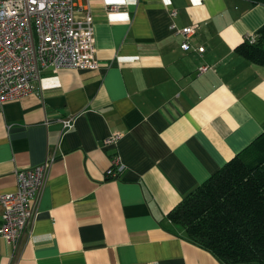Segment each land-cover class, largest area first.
I'll return each mask as SVG.
<instances>
[{"label": "crops", "instance_id": "crops-1", "mask_svg": "<svg viewBox=\"0 0 264 264\" xmlns=\"http://www.w3.org/2000/svg\"><path fill=\"white\" fill-rule=\"evenodd\" d=\"M78 8L92 16L99 67L48 70L38 95L0 112V195L16 190L17 170L50 160L38 215L16 251L0 239V264H220L169 214L264 134V67L240 51L264 27V4L79 0ZM171 23L196 26L193 49H181ZM65 119L72 129L63 130ZM115 155L125 169L109 180Z\"/></svg>", "mask_w": 264, "mask_h": 264}, {"label": "built area", "instance_id": "built-area-1", "mask_svg": "<svg viewBox=\"0 0 264 264\" xmlns=\"http://www.w3.org/2000/svg\"><path fill=\"white\" fill-rule=\"evenodd\" d=\"M79 0H0V112L4 104L39 94V82L44 72L61 70H95L96 58L93 19L89 11L78 8ZM110 7L109 11H116ZM176 12L172 10L170 17ZM196 26L178 29L173 23L170 30L182 36L181 49L192 48L190 40ZM257 36H248L253 45ZM203 53L204 48L196 49ZM206 68H199L203 72ZM63 130L73 128L74 119L61 120ZM120 135L103 140L112 146ZM50 160L17 170L16 190L0 195V239L16 251L28 226L36 216L35 204L46 181ZM118 156L110 159L105 177L117 180L124 172Z\"/></svg>", "mask_w": 264, "mask_h": 264}, {"label": "trees", "instance_id": "trees-1", "mask_svg": "<svg viewBox=\"0 0 264 264\" xmlns=\"http://www.w3.org/2000/svg\"><path fill=\"white\" fill-rule=\"evenodd\" d=\"M240 51L264 67V27ZM169 220L220 264H264V134L190 192Z\"/></svg>", "mask_w": 264, "mask_h": 264}]
</instances>
